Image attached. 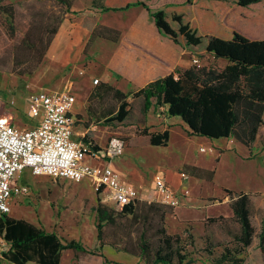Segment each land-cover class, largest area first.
Masks as SVG:
<instances>
[{
  "label": "rangeland",
  "instance_id": "374dc122",
  "mask_svg": "<svg viewBox=\"0 0 264 264\" xmlns=\"http://www.w3.org/2000/svg\"><path fill=\"white\" fill-rule=\"evenodd\" d=\"M8 1L11 0H0V5H7ZM12 3L16 10L17 33L11 34L5 16L0 17V116L12 117L14 123L20 128L32 127V120L27 118L26 110L30 95L39 90L69 91L74 94L75 98L84 102L83 106L91 115L97 113L101 107H113L115 102L110 96H107L100 105L96 99L88 101L87 95L95 87L92 84L93 80L99 79L97 76L99 72L95 69L98 63L100 64V59L92 56L89 64L87 61H79L71 67L60 69L59 66L45 59L42 50L25 49L22 30L28 28L26 27L28 22L37 21L41 16L52 14V8L43 5L39 7L37 0H16ZM233 6L237 7L235 4ZM233 6L222 18V23L225 25H228L226 19L231 17ZM155 8L153 7L154 10ZM261 10L262 5H257L244 8L240 14L242 17L254 15L255 19L262 21L264 26V14ZM110 11L106 15L107 18L117 23L123 12ZM66 12V8L63 7V18ZM237 33L246 38L249 37L245 34L256 37L247 31L243 34L237 30ZM42 38H45V33ZM24 60L25 63H17V61L24 62ZM24 71L32 72L22 74ZM176 71L181 70L176 69ZM84 95L87 96L86 101ZM129 101L132 105L130 115L123 123H108L106 119L98 123L95 118L90 121L87 117L83 124L89 126L92 123L93 126H97L96 138L99 141L104 140V143L110 136H117L124 140L123 153L115 159L114 166L123 173L134 168L141 175L142 180L136 185L141 187L140 191L137 189L140 202L153 201L151 189L156 174L167 173L169 181L174 172L186 174L187 179L183 183L189 193L192 196L200 194L206 197V205L212 208L202 211L200 217L185 218L183 207L172 208L162 204L164 206L161 209L165 211L164 227L167 233L179 235L187 244L188 251L195 259L193 264H211L213 257H218L224 247H237L235 236L239 232V226L232 217L233 214L229 207L231 200L226 197L224 190L250 193L251 223L255 234L251 245L245 248L238 257L242 258L243 264H264V257L258 248L257 238L261 230V220L264 218V126L260 128L257 139L249 151L234 145L237 141L232 138L210 140L204 137L189 136L178 117L168 121L165 128H158L159 124L153 121L146 126V122L143 123L141 100L133 101L130 97ZM144 129L148 132L169 131L168 145H150L148 137L143 133ZM206 139L217 143V147ZM200 147L205 148V151H201ZM189 163L214 170L213 181L195 182V179L190 178L183 168V164ZM22 178L23 181L26 178L30 194L13 200L11 217L34 223L47 232L57 234L62 239H79L82 242L81 239L85 238L88 243H84V246L88 250L97 254L103 249L104 264H129L135 259L128 254L119 253L110 246L99 247L93 207L99 201L115 211H120V207L103 194L98 195L87 180L73 183L45 176L35 177L29 172H24ZM221 216L224 219H220ZM208 218H215V221H209ZM117 222L116 226H111L112 228L105 232L111 239L115 233L120 232L119 226L123 227L124 223L126 224L121 217H118ZM147 235L153 241L157 238L154 228L150 229ZM7 249L8 245L0 237V264H10L2 255ZM205 249L213 251V254L208 255ZM71 258L73 260L72 251H64L61 264H100L101 262L99 258L90 255L80 257V261H71Z\"/></svg>",
  "mask_w": 264,
  "mask_h": 264
},
{
  "label": "trees",
  "instance_id": "16d2710c",
  "mask_svg": "<svg viewBox=\"0 0 264 264\" xmlns=\"http://www.w3.org/2000/svg\"><path fill=\"white\" fill-rule=\"evenodd\" d=\"M53 1L68 10L75 0ZM259 4L264 5V0L236 1V5L242 9ZM136 5L146 9L158 31L175 44H179V35L185 38L187 46H198L202 43V38L184 25L180 16L173 17V20L180 24L179 30L175 31L162 10L153 12L142 2H137ZM128 7L129 5L123 9ZM99 8L104 11L123 10L109 9L102 5ZM1 16H5L11 34L17 33L15 5H0ZM61 20V15L52 13L49 16H41L37 21L28 22V28L22 30L25 49L42 50L45 56ZM119 36L117 30L97 25L89 37L86 50L98 38L116 42ZM205 52L215 59L226 61V66L209 63L197 67L192 64L186 70L176 71L127 93L98 79V84L89 94L88 101L96 99L100 105L110 96L115 104L110 108L101 107L92 115L88 112L89 120L95 118L98 123L103 119L108 123H123L130 115L131 97L133 101L142 102L144 124L149 110L153 108L157 114L161 112L170 118H180L189 136L210 140L232 138L251 151L260 128L264 126V39H249L237 32H233L230 40L209 37ZM198 56L204 58L203 55ZM21 62L25 63V60L17 61L18 64ZM31 72L24 71L22 74ZM115 77L121 79L119 75L115 74ZM160 108H165V112L160 111ZM143 133L152 146L168 145L167 130L148 132L144 129ZM88 141L93 142L91 139ZM183 168L188 175L206 181H213L215 176L214 170L190 165ZM104 192L107 191L101 188L97 194ZM224 192L231 200L229 207L232 217L239 226V232L235 236L237 247H224L218 257H213L211 264H243L238 255L251 245L255 234L251 223V194L230 190ZM162 206L164 205L156 201L138 200L121 207L120 211H115L99 201L93 207L99 247L110 246L118 252L136 257L138 264H193L195 259L188 251L187 244L179 235L167 233ZM118 217L123 218L126 224L124 223L123 227L120 225V232L115 233L111 239L105 232L118 224ZM219 218L224 219L222 216ZM208 220L215 221V218ZM152 228L157 233L155 241L147 235ZM0 237L8 245L7 251L2 255L10 264H60L61 254L65 250H71L77 260L86 255H96L94 251L84 247L80 240L62 239L57 234L47 232L24 219L10 216H4L2 219ZM257 238L258 248L264 257V218L261 220V230ZM207 253L212 255L213 251L208 250Z\"/></svg>",
  "mask_w": 264,
  "mask_h": 264
},
{
  "label": "crops",
  "instance_id": "0c3cea01",
  "mask_svg": "<svg viewBox=\"0 0 264 264\" xmlns=\"http://www.w3.org/2000/svg\"><path fill=\"white\" fill-rule=\"evenodd\" d=\"M37 1L39 2V7L43 5L52 8L54 14H57L58 10V14L62 18L57 32L53 36L46 51L45 59L49 63L59 66L60 69H64L65 67H71L79 61H87V64H89L90 57L92 56L95 59L98 58L100 59V64L98 63V67L96 66L95 70L99 72L97 74L99 80L125 93L135 91L151 81L172 74L176 69L183 71L190 68L194 57H198L200 65L214 63L221 67L226 66V61L215 59L212 55L205 52L207 38L209 37L230 40L233 32H237L238 30L243 34L247 31L253 34V36H256L251 37L245 34L250 39H264V26L262 21L256 20L254 15L251 17H242L240 12L244 9L233 6L234 4L236 5L237 0H75L71 3L70 8L68 10L66 9L67 12L64 18L62 16V5L57 4L53 0ZM12 2H16V0L8 1V4H13ZM137 2L145 3L152 11L162 10L171 28L175 31L179 30L180 24L174 21L173 17L180 16L182 23L187 25L196 36L202 38V43L198 46H187L185 38L179 35V44H175L167 36H164L158 31L147 10L142 6L136 5ZM101 5L109 9H123L127 5L129 7L120 10L123 12V15L117 23H114L106 16L111 11L102 10L99 8ZM259 5H262L261 12L264 14V5ZM232 6L233 12L231 13V17L229 16L226 19L228 25H225L222 23V18ZM153 7H156L155 10ZM97 25L117 30L120 33L119 39L116 42H112L98 38L86 50L89 37ZM93 48L94 52H92ZM198 55H203L204 58H200ZM115 74L119 75L121 79H117ZM87 96L84 95L85 101ZM83 104L84 102H81L76 97L72 109V113L76 117L74 127L75 138L91 139L99 147H104L107 141L104 143V140H97V126H93L92 123L89 126H84L83 124L84 119L88 117L87 108ZM160 110L163 113L165 112V108H160ZM173 119V117L170 118L165 113L157 114L151 108L146 117V126H149L150 121H153V123L159 124L158 128H165L167 126L166 123ZM31 122L33 125L36 123L35 121ZM208 142H211L213 146L217 147V143L214 141L208 140ZM235 143L234 145L241 146L244 150H247L239 142ZM201 149L205 151V148L200 147ZM114 161L112 165L120 181L138 190L141 189V187L136 186L142 180L141 175L134 168L128 169L125 173L119 171L115 168ZM183 165L202 168L195 163ZM25 172L28 173L29 171ZM162 175L168 187L174 191L180 190L181 185L184 184L177 172L171 174L170 181L167 179V173L164 172ZM190 178H194L195 182L206 181L193 176H190ZM24 182L27 184L26 178H24ZM151 192L154 195L153 186ZM206 199V197H202L200 194L198 196H192L189 193V196L181 206L183 207V217L197 218L200 217L202 211L212 208L210 205H206ZM12 204L13 201L11 203L10 213L13 207ZM10 213L7 216H10ZM36 226L40 227L38 225ZM81 240L83 246L84 243H88L85 238ZM63 252L61 254L60 264ZM90 256L99 258L101 260L100 264H104L103 249L102 252ZM73 260L80 261L75 258L74 253ZM73 260L71 258V261ZM129 264H138V258L135 257Z\"/></svg>",
  "mask_w": 264,
  "mask_h": 264
},
{
  "label": "built area",
  "instance_id": "2783aa9c",
  "mask_svg": "<svg viewBox=\"0 0 264 264\" xmlns=\"http://www.w3.org/2000/svg\"><path fill=\"white\" fill-rule=\"evenodd\" d=\"M192 64L201 66L198 57ZM93 84H98L97 78ZM75 101L69 91L39 90L30 95L26 110L27 118L36 122L32 127L20 128L12 117L0 116V227L12 201L30 194L22 178L25 171L73 183L87 180L96 193L104 188L102 194L120 208L140 200L137 189L122 183L112 165L123 153L122 138L110 136L104 147L75 138ZM179 175L182 182L187 179ZM153 191V201L172 208L182 206L189 196L184 184L178 191L169 188L162 174H156Z\"/></svg>",
  "mask_w": 264,
  "mask_h": 264
}]
</instances>
